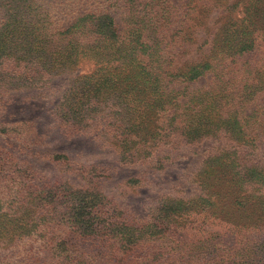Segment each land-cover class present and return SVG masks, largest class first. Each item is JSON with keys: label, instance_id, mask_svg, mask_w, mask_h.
Returning <instances> with one entry per match:
<instances>
[{"label": "rangeland", "instance_id": "1", "mask_svg": "<svg viewBox=\"0 0 264 264\" xmlns=\"http://www.w3.org/2000/svg\"><path fill=\"white\" fill-rule=\"evenodd\" d=\"M125 2L0 0V264H264V135L251 133L239 149L251 154L243 157L248 168H262L260 179L233 190L207 161L223 141L187 142L179 134L188 133L191 118L184 84L149 88L107 77L105 61L85 46L86 27L62 33L79 17L108 13L126 61L149 64L151 50L142 56L125 27ZM171 2L185 34L192 25L182 7L188 2L204 6L198 12L217 26L223 15L241 22L243 50L228 67L240 87H256L242 111L257 105L264 119V0ZM39 21H49L52 32L33 30ZM183 38L170 49L181 62L193 55L184 53ZM216 81L208 74L188 91ZM141 99L152 109L144 113L139 103L129 110ZM176 103L183 107L172 110ZM164 106L178 114L171 125L178 136L154 144L147 157L122 161L127 144L159 127ZM210 242L219 256L212 263Z\"/></svg>", "mask_w": 264, "mask_h": 264}, {"label": "trees", "instance_id": "2", "mask_svg": "<svg viewBox=\"0 0 264 264\" xmlns=\"http://www.w3.org/2000/svg\"><path fill=\"white\" fill-rule=\"evenodd\" d=\"M125 1L127 5L125 27L129 29L132 37L136 38V43L141 46L140 53L142 56L151 50V54H148L149 59H151L149 64H143L142 61L139 63L126 61L127 49L120 44L117 25L114 18L108 13L79 17L62 33L68 34L71 30L86 27L90 33V38L85 46L89 49L88 51H92L94 59L105 61L107 65L104 69L109 70L107 72L110 73V75L106 74L107 77L145 81L144 85L149 86V88L153 84L161 88L164 86V81L176 85L184 84V92L182 93L189 95V99L185 103L188 105L183 107L176 103L172 106V110L182 107L188 108L191 118L187 122L188 133L179 134L185 137L187 142H200L207 139L222 140L223 144L219 155L207 160L213 163L212 168L221 176H227L226 178L232 183L233 190H240V185L254 184L255 180L260 179L262 168L258 167L259 164H254L255 166L252 165L248 168L249 161H244L243 157L251 154L249 152L243 153L239 149L241 143L248 140L251 133L254 132V137L264 135V119L259 120L257 118L256 113L259 109L257 105L248 114L242 111L245 108V105L242 104V101H245L244 97L254 96L256 87L248 83L242 84L240 87L233 77L235 72L233 73L228 67V63L237 62L235 58L243 50V48L238 47L241 22L233 21L228 16L223 15L224 22L217 26V20L211 22L207 15L200 13L206 9L204 6H197L188 2L182 7H187L188 13L186 11L185 15L190 14L189 22L192 25L190 26V33L185 34L182 32L184 30L178 26L182 20L177 17L176 7L171 0ZM198 28H201V32ZM32 29L47 33L52 32L49 28V21H39L37 27L34 26ZM181 35H184L182 41L186 44L184 53L193 54L184 62H181V58L173 55L170 51L174 41ZM206 44L209 45V49L204 52L203 47ZM193 46H195L194 50L191 49ZM39 57L43 58L44 55ZM208 74L217 78V81L209 89L200 88L192 92L188 91L189 83L196 82ZM149 93L150 98H152L157 93V88L156 91H149ZM161 94L166 96V91L162 90ZM179 94L181 91L175 90L174 97L176 98ZM252 102V100L247 101L248 104ZM139 103L142 104L140 108L144 109V113L152 109L148 102L141 99L137 101L136 105L129 107V110L135 112L134 110ZM158 113L163 116L160 118L159 127L151 129V132L147 130L141 143L133 146L127 144L125 154L121 158L122 161L133 162L136 155L138 157L140 155L149 156L154 144L159 145L169 138H172V142L175 136H178V130L173 131L171 129V125L179 121L178 114L171 110L168 111L166 106L161 107ZM140 118L143 119V116H138L136 119ZM132 119L131 117L127 122H131ZM140 124L144 123L140 122ZM136 128L139 129V127L134 126V130ZM259 129H261L260 134H257ZM134 130L132 127L129 133H135ZM136 131L138 132V130ZM217 248V244L210 242L209 263L218 259Z\"/></svg>", "mask_w": 264, "mask_h": 264}]
</instances>
